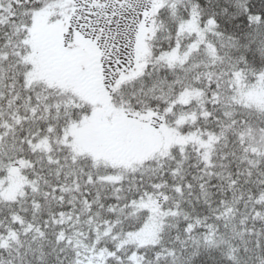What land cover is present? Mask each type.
Listing matches in <instances>:
<instances>
[{"label": "snow or ice", "instance_id": "1", "mask_svg": "<svg viewBox=\"0 0 264 264\" xmlns=\"http://www.w3.org/2000/svg\"><path fill=\"white\" fill-rule=\"evenodd\" d=\"M0 264H264V0H0Z\"/></svg>", "mask_w": 264, "mask_h": 264}]
</instances>
